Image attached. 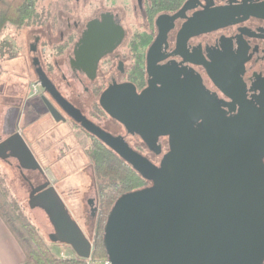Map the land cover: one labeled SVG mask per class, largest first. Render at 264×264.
<instances>
[{
    "label": "flooded vegetation",
    "instance_id": "obj_1",
    "mask_svg": "<svg viewBox=\"0 0 264 264\" xmlns=\"http://www.w3.org/2000/svg\"><path fill=\"white\" fill-rule=\"evenodd\" d=\"M135 1L133 12L140 22L131 35L121 7L100 6L89 18L77 16L72 21L60 12L58 19L48 24L39 20L31 23L34 27H30L31 24L24 27L32 33L28 51L30 72L35 78L31 87L37 93L27 96L26 100L16 99L5 109L0 120V142L8 137L3 127L6 111L17 108L15 132L25 141L40 170L22 169L12 156L2 160L16 161L30 191L32 187L48 183L61 199L23 136L20 122L24 130L35 122L69 124L88 142L85 154L92 169L87 154L99 148L116 156L137 175L141 185L127 191L131 192L149 188L153 181L144 178L86 129L82 121H76L73 114L120 139L131 151L160 168L171 151V137H174L171 122L183 124L188 119L192 121L191 130H198L204 123L217 130L214 125L217 121H230L239 116L241 104L257 111L261 109L264 103V0ZM91 22L99 24L92 27L95 35L103 32L82 52L80 40ZM54 29L58 36L53 35ZM101 46L108 48L97 61L91 62L93 51ZM34 61L38 64L34 65ZM37 68L45 77L44 84L53 87L61 101L41 84ZM179 134L183 135L181 131ZM143 150L155 156L157 163ZM262 162L264 164V157ZM33 174L39 175L42 182L32 179ZM96 192L95 201H87L92 217L101 212L98 183Z\"/></svg>",
    "mask_w": 264,
    "mask_h": 264
},
{
    "label": "water",
    "instance_id": "obj_2",
    "mask_svg": "<svg viewBox=\"0 0 264 264\" xmlns=\"http://www.w3.org/2000/svg\"><path fill=\"white\" fill-rule=\"evenodd\" d=\"M94 25L99 26L88 23L82 34V52L103 32L95 35ZM106 47L95 49L90 61H97ZM36 73L41 84L61 101L53 87L44 84L39 68ZM51 113L58 120L52 109ZM17 115V108L8 109L4 115L8 137L0 142V158L12 156L22 169L40 170L25 141L15 132ZM79 117L73 114L144 178L153 181V186L123 193L115 200L103 234L111 264H261L264 103L259 111L241 104L239 116L217 121V130L206 123L191 130L188 119L183 124L171 122V151L160 168ZM28 206L47 214L53 227L51 242L69 246L80 259L90 257L93 245L52 186L44 183L32 187Z\"/></svg>",
    "mask_w": 264,
    "mask_h": 264
},
{
    "label": "rangeland",
    "instance_id": "obj_3",
    "mask_svg": "<svg viewBox=\"0 0 264 264\" xmlns=\"http://www.w3.org/2000/svg\"><path fill=\"white\" fill-rule=\"evenodd\" d=\"M135 4V0H37L36 11L42 20L41 23L48 24L57 20L60 12L69 16L72 21L77 16L80 19L89 18L92 12L100 6L108 9L121 7L125 14L124 23L131 35L140 22L139 16L137 17L133 12ZM30 27L34 26L31 24ZM30 32L31 29L27 27H8L2 35V40L8 43L12 54L15 55L11 59L0 61V120L5 109L15 103L16 99L26 100L27 96L37 93L31 87L35 80L34 75L29 72L28 44L32 42V37H30L32 33L30 34ZM53 35L58 36L56 29H54ZM19 126L23 136L33 148L44 174L57 188L69 214L93 245L99 217L90 215L87 201L89 199L95 201L97 181L85 154L88 145L85 137L78 131L72 130L69 124L56 125L52 122L42 125L40 122H35L26 130L22 127L23 123L20 122ZM143 153L157 163L158 159L155 156L148 154L145 150ZM0 176L4 179L11 194L20 203L23 213L36 226L42 238L54 251L71 256L73 251L69 246L50 241L49 235L53 233V227L47 214L40 208H29L28 193L30 188L22 179L16 161L5 162L0 158ZM32 179L42 182L39 175L36 174L32 175ZM104 222L101 223V229H103Z\"/></svg>",
    "mask_w": 264,
    "mask_h": 264
},
{
    "label": "trees",
    "instance_id": "obj_4",
    "mask_svg": "<svg viewBox=\"0 0 264 264\" xmlns=\"http://www.w3.org/2000/svg\"><path fill=\"white\" fill-rule=\"evenodd\" d=\"M37 0H0V57H14L10 46L2 40V35L8 27H25L41 20L36 11ZM93 165V171L98 183L100 198V214L98 227L93 240L91 260L99 262L107 259L103 244L102 221H105L112 204L124 192L141 185V180L113 154L104 149L95 148L87 154ZM0 218L16 239L24 254L22 264H84L85 260L78 258L74 252L71 256L60 257L58 251L42 238L36 226L26 217L20 203L14 197L0 176ZM102 231H101V230Z\"/></svg>",
    "mask_w": 264,
    "mask_h": 264
},
{
    "label": "crops",
    "instance_id": "obj_5",
    "mask_svg": "<svg viewBox=\"0 0 264 264\" xmlns=\"http://www.w3.org/2000/svg\"><path fill=\"white\" fill-rule=\"evenodd\" d=\"M2 59H8L7 55L0 57V61ZM24 259L25 257L19 244L0 218V264H22Z\"/></svg>",
    "mask_w": 264,
    "mask_h": 264
},
{
    "label": "built area",
    "instance_id": "obj_6",
    "mask_svg": "<svg viewBox=\"0 0 264 264\" xmlns=\"http://www.w3.org/2000/svg\"><path fill=\"white\" fill-rule=\"evenodd\" d=\"M59 255L62 258L66 257V255L63 252H60ZM84 264H111V263L108 259H104V260H101L99 262H94L93 260H91V255H90L89 258L85 259Z\"/></svg>",
    "mask_w": 264,
    "mask_h": 264
}]
</instances>
